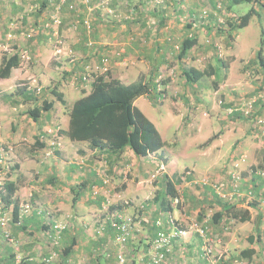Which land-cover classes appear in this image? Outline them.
Returning a JSON list of instances; mask_svg holds the SVG:
<instances>
[{"label":"crops","instance_id":"crops-1","mask_svg":"<svg viewBox=\"0 0 264 264\" xmlns=\"http://www.w3.org/2000/svg\"><path fill=\"white\" fill-rule=\"evenodd\" d=\"M98 1L0 0V67L15 53L21 57L10 75L0 76V159L11 166L6 178L16 186L12 201L3 199L9 208L19 207L16 220L7 227L0 224V264H117L121 251L126 264H149L158 231L173 230L170 216L186 233L173 239L164 264H264V127L256 128L252 118V125L246 122L244 128L241 117L229 116L234 99L230 71L221 80L210 75L209 82L208 75L187 81L182 73L189 66L209 68L223 56L206 43L216 32L213 20L202 21L198 0H113V13L95 8ZM84 18L91 19L92 31L84 27ZM191 34L198 42L181 56L182 42ZM25 53L29 59L22 58ZM205 54L213 60L203 64ZM225 55L234 58L228 60L229 69L236 56ZM102 56L109 60L110 70L103 74L108 78L155 82L152 92L135 104L142 98L156 111L167 106L165 134L185 115L189 124L203 123L190 108L206 100L214 101V109L224 107L226 128L204 142L207 150L191 152L179 149L175 138L166 139L150 117L168 144L144 157L129 147L118 155L72 140L67 133L70 109L103 71H93L88 83L73 79ZM259 71L264 81L262 67ZM53 90L63 94L66 104ZM73 91L76 97L68 102L66 92ZM45 99L54 106L34 118L30 111ZM259 110L264 114V98ZM239 129L245 133L237 137ZM170 144L175 152H169ZM169 179L182 199L172 210L166 209L171 196L164 197ZM220 183L224 185L214 186ZM145 199V211L139 214ZM126 200L133 205L123 204ZM223 203L248 211L247 219L227 213ZM107 207L122 208L127 216L130 212L135 222L125 244L116 243L117 229ZM219 212L223 214L215 222ZM58 222L65 225L60 234L54 227ZM191 222L208 225L207 234L197 232ZM247 249L251 256L243 254ZM54 252L47 263L45 258Z\"/></svg>","mask_w":264,"mask_h":264},{"label":"trees","instance_id":"trees-1","mask_svg":"<svg viewBox=\"0 0 264 264\" xmlns=\"http://www.w3.org/2000/svg\"><path fill=\"white\" fill-rule=\"evenodd\" d=\"M252 1L253 0H224V4L227 6L225 10L227 12H233L232 16H230L231 23L229 26H226V28L217 26L216 29L227 38L228 45L231 46L233 44L239 28L248 25L254 15L258 17L261 15V12L255 5L251 6L247 12L241 13L236 10V6L243 3H251ZM257 1H259L260 7L264 9V0ZM200 16L206 18L209 15L200 14ZM85 19L86 18L83 19L82 23L88 31L89 29L84 23ZM215 24L216 22L213 21V26H215ZM205 27L210 29L212 24L205 25ZM92 30L93 26L88 32ZM262 34V40L264 41V30H262ZM197 42V37L193 34L189 35L182 42L180 55L184 56V54L194 47ZM256 53V59H254L252 63L256 62L264 70V46L261 45ZM104 57L107 56L100 57V61ZM20 58L18 53L11 55L0 67V76L7 77L10 75L12 68L19 66ZM228 67L229 61L219 57L217 58L216 65L211 64L209 68L205 69H199L197 67L183 68L182 73L187 81H197L206 75H217L220 73V71L217 72L218 69H228ZM227 71L228 70H226L224 76H227ZM92 72L93 71L85 69L82 74L78 75L77 83H88ZM153 87H155V82L153 80H147L145 77H140L130 83H124L118 78H108V76L105 75L97 77L91 82L90 91L86 92V90L83 89L84 95L74 101L70 109V123L67 130L68 135L72 140L87 141L92 149L107 150L118 155L123 153L127 147L132 149L135 155L139 157H144L158 150H162L168 142L163 138L156 124L135 104V100L138 97L151 93ZM52 93L55 94L57 99L66 104L62 93L58 90H53ZM53 106V101L45 99L40 106L35 105L30 112L34 118H38L43 111L49 110ZM166 185L164 197H167V195L171 196L166 202V209L172 210V203L174 198L178 196V190L175 187V183L170 179L167 180ZM5 188L7 191L6 195L3 196L4 194L2 193L0 196L5 198L7 202H11L16 191V186L13 182L7 181L5 183ZM177 206H180V204ZM222 207L227 213H230L236 218L245 220L248 217V211L237 210L235 205L223 203ZM119 210L123 209L120 208ZM18 214L19 207L16 204L13 206L12 222L18 218ZM222 214L223 213L219 212V217H214L215 222H219ZM170 224L171 227H173V223L170 222ZM191 224L193 223L191 222ZM195 228L197 232H205L207 234L208 225H203L198 222ZM120 233L121 231L119 232L116 230L115 238ZM129 238L130 236H128L127 240ZM150 250L151 248L149 251ZM163 252L166 255L167 251L164 250ZM209 252L210 250L207 253L209 254ZM243 254L251 256L252 252L250 249H247L243 251Z\"/></svg>","mask_w":264,"mask_h":264},{"label":"rangeland","instance_id":"rangeland-1","mask_svg":"<svg viewBox=\"0 0 264 264\" xmlns=\"http://www.w3.org/2000/svg\"><path fill=\"white\" fill-rule=\"evenodd\" d=\"M198 1L200 2V8H202L200 14L205 15L203 14V11L207 10L208 11L207 14L209 15L207 18H203L202 21L207 22V21H210L211 19L215 21L216 24L215 26L212 27V29H216L217 26H223L224 28H226V26H229V24L231 23L230 16H232L233 12H230V11L227 12L225 10L227 6L226 4H224V0H198ZM253 5H255L258 8V10L261 12V15L259 17L257 15H254L251 18L250 23L248 25L239 28L238 36L236 38V41L234 40L235 43L233 41L234 45L232 44L231 45L232 47L228 45L227 38H225L223 34L219 33L217 29H216V32L212 34L213 36L208 37L207 38L208 41H206L207 44L213 45L216 48V52H218V56L223 54V56H221L220 58L222 59L226 58L225 59L226 61L230 60V56L226 57L225 55L226 52H227V55L228 54L232 55V57L233 55L236 56L235 57L236 60L231 63V67L228 69V71H230V74L229 73L228 74L233 76L234 78L231 82H229L230 84H232L234 88L233 89L234 99L231 101L232 106L229 107L230 108L229 116H234L236 119H238V117H241V119H243V122L239 124L245 125L246 127L244 128H247L249 124L250 126L252 125L253 123L252 118L254 119L257 116L264 117V114L259 112L260 111L259 108L263 104V98H264L263 97L264 96L263 95L264 94V81H262L263 72L259 71L260 66L256 62L252 63L253 60L256 59L257 50L261 47V45L264 46V41L262 40L263 38L262 30H264V9L260 7L259 1L253 0L251 3H243L239 6H236V10H238L241 13L247 12L249 8ZM205 55L207 56V54ZM207 59L213 60L212 57L207 56L206 59L202 61L203 64ZM214 61L217 64V60H214ZM109 70L110 68H108L107 72H109ZM224 71H225V68H221L220 73L217 74L218 77H220L219 80H221L223 77L224 78L227 77V76H224ZM133 73L135 74V72ZM103 74L105 73H102V75ZM205 78L208 82L211 81L210 76H207ZM73 81L76 83L78 82V79L77 80L73 79ZM73 97H76L75 91L71 93L66 92V99L68 102L73 101L74 99ZM193 102L194 100L193 101L189 100L190 104ZM205 102L207 103H203L201 105H199L196 102L195 106L193 108H190L192 113L194 114L196 113V116L204 120L203 123H200L199 125H197L196 123H193V125L189 124L190 123L189 120L191 119L188 118V115L187 116L185 115L187 111L184 109L182 113L185 115V118L182 121L180 120V118H177L175 123L169 126L170 131L167 134H165V128L167 127L168 124L164 122V120L168 118V112H167L168 107L164 106V108H159L160 111H156V109L154 110V108H152L147 103V101L143 100L142 98L137 101V104L139 107L144 109L143 112H145V114L149 118L152 117L155 120L156 124L163 131L162 132L163 135L166 136V139L175 138L173 140H175V142L178 143L179 149H190L191 152H198L200 150L201 151L207 150V146L204 142L207 141L208 138L211 135H213V133H217L219 131L224 130L227 125V123L224 122V119L227 118L225 117L226 110L223 109L224 107L223 106H222L223 108L218 107L217 105V107L214 109L212 106V102H214L213 100L211 101V103L208 102L207 100ZM224 103L226 105V102ZM197 105L198 107H196ZM250 105H252V107H250ZM186 107H190V105L186 104ZM247 108H250V110L247 111ZM172 110L177 111L173 107H172ZM220 113L222 114L223 117H220ZM179 120L180 122L178 123ZM246 122L249 124H246ZM253 124L256 128L258 127L262 128V125H258L256 121ZM202 125H203L202 130H200V126ZM176 126L177 127L179 126V129ZM230 126L235 127L234 124H230ZM195 129L197 130V134L194 132ZM243 133L245 132L242 129H239L238 131L235 132V136L237 137L242 136ZM169 147H168L169 149L167 148L169 152L171 151L175 152L174 151L175 148H173L171 144L169 145ZM170 154L171 153H169V155ZM153 168H154V165H153ZM158 172L159 171L157 170L155 171V173L157 174ZM155 173L153 172V175ZM152 178L153 180L155 179V177H152ZM145 201H147V199H145L143 202H140L138 205L139 214H141L142 210L145 211V207L147 204L145 203ZM124 203L127 206L128 205L130 206L131 204L133 205V202H131L130 200H126L123 202V204ZM180 205H182V202L180 203ZM111 210L112 208L110 207L106 208L107 215L110 214ZM128 214L130 215V212ZM58 223L64 225L61 222H58ZM134 224L135 222L132 224V230H136V226ZM53 254L55 255V252L51 253V256Z\"/></svg>","mask_w":264,"mask_h":264},{"label":"built area","instance_id":"built-area-1","mask_svg":"<svg viewBox=\"0 0 264 264\" xmlns=\"http://www.w3.org/2000/svg\"><path fill=\"white\" fill-rule=\"evenodd\" d=\"M61 1H66V0H61ZM113 2V0H99L96 5L95 8L98 9H104L106 10V12L108 13H113L112 8L110 7V4ZM157 3H161L164 2V0H156ZM70 9H75L76 8V4L75 3H71L70 4ZM208 11L204 10L203 14H207ZM56 23H60L61 21L57 18L55 19ZM85 25L87 26V28L89 30L92 29V21L90 18H86L84 20ZM22 58H26L29 59L30 56L28 54H23ZM108 58L104 57L102 58V60L96 64H89L87 66V69L89 71H97L99 69H101L103 71V73L108 71ZM90 79V78H89ZM38 91H40V88L38 89ZM250 107H252V105H250ZM232 110V108H231ZM250 108H247V111H249ZM255 121L257 122L258 125H262V127H264V117L263 116H257L255 118ZM258 127V126H257ZM11 168L10 165H8L6 162H4V160L0 159V192L1 193H6V188H5V183L7 182V178H6V173L7 170H9ZM153 177H157V173H155L153 175ZM222 185H224V183H220V184H214V186L216 188L221 187ZM1 195V194H0ZM182 202L181 197H175L173 200V205L177 206ZM11 208H9L7 206V204L4 202V199L2 196H0V224L3 227H7L13 220V207L10 206ZM127 213H125L124 210H114L111 211L110 214L108 215V219L111 221L112 226L115 227L119 232L121 231L120 234H118L115 238L116 243L119 244H125L128 236L131 235L132 233V219L126 215ZM161 219H159L162 222V217H160ZM170 222L173 223V230H160L157 233V237L154 239V241L151 244V250H150V261L149 264H161L163 262H165L166 260V255L164 254V250H168L173 239L175 237L181 236L183 234L186 233L185 229L181 228L176 219H174L172 216H170L169 218ZM159 221V224H161V222ZM194 227H197L196 223H193ZM55 229L57 230V234H60V232L62 230H64L65 225L59 224V223H55L54 225ZM57 238V237H55ZM205 249H208V247H206ZM210 249H208L209 251ZM207 251V252H208ZM53 256L47 257L45 258V261L48 263L51 261ZM118 261L117 264H126V255L123 251H121L120 253H118L117 255Z\"/></svg>","mask_w":264,"mask_h":264}]
</instances>
